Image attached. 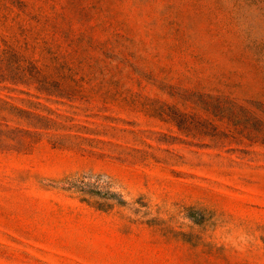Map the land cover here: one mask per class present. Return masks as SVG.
Here are the masks:
<instances>
[{
  "label": "rangeland",
  "instance_id": "1",
  "mask_svg": "<svg viewBox=\"0 0 264 264\" xmlns=\"http://www.w3.org/2000/svg\"><path fill=\"white\" fill-rule=\"evenodd\" d=\"M0 264H264V0H0Z\"/></svg>",
  "mask_w": 264,
  "mask_h": 264
}]
</instances>
